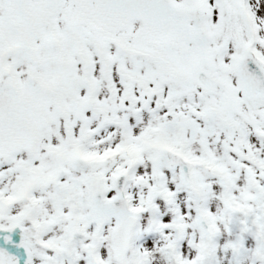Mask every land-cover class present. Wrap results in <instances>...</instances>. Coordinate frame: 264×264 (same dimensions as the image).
Wrapping results in <instances>:
<instances>
[{
  "label": "snow or ice",
  "instance_id": "6c2138e0",
  "mask_svg": "<svg viewBox=\"0 0 264 264\" xmlns=\"http://www.w3.org/2000/svg\"><path fill=\"white\" fill-rule=\"evenodd\" d=\"M0 264H264V0H0Z\"/></svg>",
  "mask_w": 264,
  "mask_h": 264
}]
</instances>
